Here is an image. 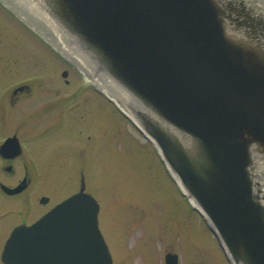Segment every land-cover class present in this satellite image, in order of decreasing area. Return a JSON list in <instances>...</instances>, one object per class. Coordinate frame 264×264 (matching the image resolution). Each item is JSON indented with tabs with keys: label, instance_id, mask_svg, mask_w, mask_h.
<instances>
[{
	"label": "water",
	"instance_id": "95a60500",
	"mask_svg": "<svg viewBox=\"0 0 264 264\" xmlns=\"http://www.w3.org/2000/svg\"><path fill=\"white\" fill-rule=\"evenodd\" d=\"M62 1L113 70L167 122L194 138L186 150L177 135L139 114L145 131L109 97L156 145L163 162L174 166L200 206L182 193L208 223L230 264L231 255L241 252L250 264H264V207L259 201L264 192L255 191L250 152L252 142L264 150V58L260 63L255 50L264 43L242 46L245 50L233 47L225 37L223 10L214 0ZM229 17L254 26L244 12ZM256 30L264 36V28ZM14 140L16 136L7 139L1 150ZM192 153L201 157L199 166ZM5 189L13 194L22 186ZM85 189L82 179L78 192L36 222L16 226L3 262L113 264L99 226L100 205ZM165 264H179L178 254L167 253Z\"/></svg>",
	"mask_w": 264,
	"mask_h": 264
},
{
	"label": "rangeland",
	"instance_id": "374dc122",
	"mask_svg": "<svg viewBox=\"0 0 264 264\" xmlns=\"http://www.w3.org/2000/svg\"><path fill=\"white\" fill-rule=\"evenodd\" d=\"M245 1L252 12L264 7V0ZM21 16L0 0V140L4 131L25 127L20 132L32 143L27 160L38 173L34 201L0 198V204L7 206L21 204L1 218L0 264H5L1 253L11 228L23 217L31 221L38 217L42 194L51 199L48 209L77 192L81 172L86 191L100 204L99 225L113 264H165L169 252L179 255V264H230L156 145L78 65ZM261 37L250 38L252 44ZM256 48L261 63L264 48ZM65 70L67 77L62 75ZM22 83L31 84L33 92L12 106V90ZM27 204H33L29 214Z\"/></svg>",
	"mask_w": 264,
	"mask_h": 264
},
{
	"label": "bare ground",
	"instance_id": "6f19581e",
	"mask_svg": "<svg viewBox=\"0 0 264 264\" xmlns=\"http://www.w3.org/2000/svg\"><path fill=\"white\" fill-rule=\"evenodd\" d=\"M4 1L14 14L22 15L26 21L32 24L37 31L39 30L40 33L64 53L68 59L78 65L83 73H86L88 77L92 79L91 82L94 86L111 97L145 131L146 128L142 124L143 120H141L139 114L151 121V123L153 122L157 127L161 128V130H166L168 134L177 135L176 137L179 138L181 143L184 142L183 146L186 150L187 147L192 148V146L188 144L191 141L195 144L194 138L179 131L167 122L144 98L139 96L136 91L116 73V71L113 70L104 53L80 32L81 30L77 27L67 7L63 5L62 0ZM219 1L220 0H214L219 10H224L225 6L223 5L225 4L229 10L227 14L230 12L231 16H240L242 12H244V15L246 14L248 19L254 22L253 27H248L246 24H234L223 18L225 37L229 43H234L233 47L236 46L245 50L242 46L251 49L257 42L264 43V39L261 37L260 39H262V41L258 40L255 44H252V39L255 40L256 36L263 34L256 29L264 28V7H262V10L258 9L252 12L249 3L245 0H225L223 5H220ZM259 5L260 4H258V6ZM224 14L226 15V12ZM235 29H237L238 32H236ZM252 143V145H250V152L253 157L251 166L252 179L254 181L255 191H260L259 194H261L264 192V150H262V145L260 143ZM197 151L202 152V148H199ZM192 156L191 160L195 165L199 166V164H201V157L194 155V153H192ZM166 164L177 184L189 195L190 202L200 206L197 199L190 194L189 189L184 184V181L181 179L174 166L171 165L168 160H166ZM259 201L264 207V200ZM231 257L234 264H250L244 252H241L238 256L231 255Z\"/></svg>",
	"mask_w": 264,
	"mask_h": 264
},
{
	"label": "flooded vegetation",
	"instance_id": "af4514ba",
	"mask_svg": "<svg viewBox=\"0 0 264 264\" xmlns=\"http://www.w3.org/2000/svg\"><path fill=\"white\" fill-rule=\"evenodd\" d=\"M66 83L69 81L66 79ZM32 85L29 83H22L17 85L11 93V105L15 106L20 102L23 98V96H30V93L32 91ZM48 97V96H47ZM50 97V96H49ZM28 102V101H27ZM29 103V102H28ZM23 108L30 107L29 105H26V107L21 106ZM21 108V109H23ZM25 127L19 126V128H16V130H13V132L4 131L3 137L0 140V198H4L5 200L9 202L14 201H20V200H26V201H34V188H35V178L37 175V170L32 169L30 167V164L28 163V157L31 154L32 150V143L29 140V138L23 137L20 130H24ZM17 137V141H12L8 143L2 150V145L9 139L10 137ZM27 156V157H26ZM81 181L83 179V173L81 172ZM6 187H9L10 189L18 188L19 186H22L21 191L18 193H9L6 189ZM45 198H48V201H44ZM51 199L49 196L42 194L38 198V204L41 205L39 207L38 212L40 213L36 219H27V218H21L20 222L15 224L7 238L4 241V245L7 242L8 238L10 237L13 229L22 224L31 225L34 222H36L38 219L43 217L46 213H48L53 207H55L57 204H54L50 208L46 209V206L50 203ZM60 203V202H59ZM9 204H0V221L2 216L4 217L6 214H9L10 212H13V208L20 206L21 204H17L14 206L11 204L10 206H7ZM33 204H27L26 212L29 214L31 207ZM7 207L9 210L4 212V207ZM43 208V210L41 209ZM16 211V210H15ZM31 221V222H27ZM2 255V253H1Z\"/></svg>",
	"mask_w": 264,
	"mask_h": 264
}]
</instances>
